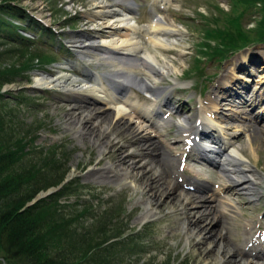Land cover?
<instances>
[{
	"label": "rangeland",
	"instance_id": "obj_1",
	"mask_svg": "<svg viewBox=\"0 0 264 264\" xmlns=\"http://www.w3.org/2000/svg\"><path fill=\"white\" fill-rule=\"evenodd\" d=\"M16 1L23 10L22 13L16 12L18 17L21 16L19 21L22 20L23 26H28L26 32L35 37L26 36L35 40L30 49L21 50L18 40L11 37V41H8L7 36V42H0V68H17L32 57L35 67L15 75L11 84L0 88L4 95L3 102H0V113L5 118L6 126L7 118L12 119L19 139L32 143L26 150L33 152L23 157L20 167H36L38 176L45 180L55 176L52 180L56 184L62 178L59 185L38 193L36 197L42 194L41 197H35L29 206L41 202L42 210L51 211L59 207L63 214L74 217L76 221L71 222V230L75 231L76 237L81 238L87 233L88 239H92L90 243L99 245L90 251L88 257L90 260L96 259V264L100 262L98 259H101V264L106 261L108 264H229L218 260V235L232 250L238 246L248 250V242L261 241V236L264 237V124L255 123L252 119L264 111V101H259L264 97V6L261 7L258 0H173L166 9L168 11L161 14L150 5L151 0H133L137 7L133 17L138 26L149 24L156 16L163 15L182 30L179 44L165 54H156L159 50L156 51L144 40L139 42L159 61L168 62L172 67L171 74L161 82V87L171 88L170 96L176 94V107L184 110L181 115H171L169 118L176 121H183L186 115L196 118L201 106L200 99L203 100L202 106L208 108L201 109L211 111L213 106L208 98L215 96L214 91L220 89L223 96L216 95L221 98L218 101V117L236 121L232 122L235 126L226 132V136H235L233 145L241 148L247 163L251 165L249 176L254 182L252 189L245 193L233 188L223 191V184L226 183H222L221 166L213 164L219 169V175L212 167L207 168L190 160L184 162L179 154L182 148L181 130L175 126L176 121H170L168 127L164 126L167 136H161L158 140L164 141L170 150L177 151V156H180V163L176 162L174 166L175 176L167 175L166 178L178 181L179 188L178 192H174L169 187L168 192L157 199L156 188L146 189L144 186V189L137 190L130 180H123L115 172L109 173L113 168H119L113 157L123 154L129 157L132 167H138L136 171L140 176L134 179L147 174L155 185L164 188L166 183L153 166L157 153L153 146L147 145L141 151L138 143L134 144L132 137L122 129L118 133L108 134V146L101 149L100 145L93 143L94 135L90 133L103 134L108 121L86 120L78 124L82 110L74 108L78 101L71 93L58 87L36 86L38 76L56 77L65 68L76 78L83 73L100 76L113 74L115 68L106 65L101 53L90 52L84 57L76 48L87 38L105 37L108 32L124 37L126 32L107 28L112 21L97 13L100 10L93 6L95 0ZM27 15L39 21L38 24L44 27L43 31L38 24L33 26L28 23L30 18ZM16 18L9 19L18 22ZM232 41L234 46L230 44ZM235 47L239 48L235 50ZM215 48H219L217 54ZM42 56L49 61L37 58ZM69 66L77 70L69 69ZM228 82L233 86L246 87L243 96L234 97L228 89L224 90ZM95 88L96 85L89 81L86 90L79 92L94 106L113 113V109H108V98L92 92ZM251 96L258 106L246 109L249 103L245 102ZM79 104L82 107L85 105ZM244 110L250 112L245 113ZM131 119L134 126L137 124L135 122H140L136 118ZM215 119L212 121L216 127L223 130L224 126ZM80 126L85 130L82 133L78 132ZM252 126L262 131L259 138L251 139ZM156 133L160 134L159 131L150 130L147 135L155 141ZM183 167H190L188 170L191 171L199 170V173L196 172L199 177L212 182L205 184L208 189L202 193L189 189L187 186H192L187 182ZM209 172H215L216 177L210 176ZM101 175L103 177L100 178ZM188 194L204 196L207 202L195 201ZM171 196H174L173 202L169 199ZM148 198L156 199V211L152 217L142 221L144 202ZM202 203L209 207H202ZM204 209H211L217 218L200 219L201 215L197 212ZM189 230L193 232L191 238L188 237ZM242 256L248 260L238 258L233 264L263 262L261 258L256 261V258L252 260ZM0 264L17 263L5 260L0 254Z\"/></svg>",
	"mask_w": 264,
	"mask_h": 264
},
{
	"label": "bare ground",
	"instance_id": "obj_2",
	"mask_svg": "<svg viewBox=\"0 0 264 264\" xmlns=\"http://www.w3.org/2000/svg\"><path fill=\"white\" fill-rule=\"evenodd\" d=\"M169 3V0H152V5L156 7L157 11H159L160 14L161 12H167L165 8ZM93 6L100 10L99 12H97L100 16H102L103 14L108 19L110 18V21H112L108 23V29H111L115 32H117V30H123L126 32V34H124V37H122L118 33L114 34L111 32L110 34V32H108L107 36L105 37L98 36L97 38H87L83 42H80V44L77 45L78 47L76 49L81 51L80 55L84 57H87V53L90 52L101 53L103 56L102 60H104L105 63L110 67L115 68L114 73L103 76L97 74H82L80 79L74 77L72 74L66 71L65 68L59 71L56 77L38 76L36 78V86L49 88L58 87L60 89H63L66 93H71V96L78 101V104L74 105V108L82 110V116L79 118L78 124H81L86 120L87 122L90 120H97V122L101 121V123H105L106 121H108L106 126L104 127L103 134L93 131L90 133V135H94V137L92 138L93 143L95 145H100L101 149L104 148V146H108L109 142L106 140L110 139L106 138L108 134L113 132L118 133L122 129H125L126 133L132 137V142L134 144L138 143L137 145L139 146L141 151H144V148L147 145H150L151 147L153 146L154 150L157 152L155 160H153V166L155 170L157 169V171L160 172L161 179L164 180V183L166 184L164 188L162 186L155 185V182H152L151 178L147 174H142V176L138 179H134L135 177L140 176V173L136 171L138 167H132L133 163H129V161H131L129 157L124 156L123 154H116V157H113L115 165L119 164V168L115 167L110 170L109 173L115 172L117 176L121 177L123 180H130L131 183L135 184V188L137 190L144 189V186H146V189L156 188V199L157 197L164 196L168 192L167 189H169V187L172 188L174 192H178V181L176 182L174 180L166 178L167 175L175 176L176 171L174 169V166L176 162L180 163V160H178L180 156H177V151L173 152L172 150H170V148L167 147L166 144H164V141L158 140L161 134L156 133L155 137L157 138V140L155 141L150 140L149 136L147 135L150 129L154 130V132L158 131L157 125L160 124H158V122H155V119H159V103L165 101V95L168 94L170 90L169 88L163 86L161 87V82L165 78L169 77L172 72V67L168 62L159 61L156 55H154L153 53L151 54L149 51L145 50L139 42L141 40H144L147 45H151V47H153V49H155L156 51H162L161 53L158 51L156 54H165L171 52L172 48L176 47L179 44L178 39L183 36L182 30L170 18H167L163 15H158L156 16V18H153L151 23H149L147 26H137L135 19L132 16V12L135 9L133 5L130 4L129 0H95ZM33 40L34 39L31 38V41ZM70 68L75 69L74 66H69V69ZM89 81H92V83L97 87L95 89H92V92L96 96L98 94H103L108 98V109H113V113H107L108 110L94 106L95 104L93 105L91 101H89L85 96L81 95L79 91L83 89L86 90V83H88ZM230 82H232V80ZM230 82H228L227 86L224 87V90H226L231 85ZM83 85L84 87H81ZM105 85H109L110 87H112L111 90H105ZM140 92L149 94L153 97V100L144 98ZM214 92L216 93L215 96L211 95L208 98V101L212 103L213 106L211 111H204L199 109L197 112V119L193 122V124L190 123L191 120L190 117H188L183 121H176L175 126L177 125L176 127L181 130V133L184 136L183 141H185V145L198 146V142L199 144H201L202 148L199 146L200 148L198 149V152L200 149L208 150L209 147H216V149H210L209 151L211 152V154L214 153V155H216V157H212L213 160L211 159V163L215 164L216 166H221L222 168V170H220L222 176L221 179L223 180L222 183H226L223 184V191L230 188L232 190L233 188L243 192H248L254 185L251 176H249L251 174L252 167L247 163L241 148H236L234 145H230L229 143L232 144L233 141L227 143L224 140L223 136L222 138H218L214 135L211 136L209 133L206 134L208 129H215L213 128L214 121H212V119H215V117L219 120L218 122H220L224 126V135L227 134V131H230L234 128L235 125L232 122H236L232 120L219 119L218 116L220 105L218 104V101L221 98H218V96L216 95L222 94L223 96V93H220V89H217V91ZM235 96L240 97V95L238 94H236ZM251 97L252 98H250L248 102L247 100L245 102L246 104L249 103L247 104L246 109L250 106L253 107L252 104L256 103L255 99H253V96ZM262 100L264 101V97L262 98ZM250 101L252 103H250ZM137 102H139L141 105H139V103ZM79 103H84L85 105L82 107L79 106ZM200 103L202 106V101ZM204 108L206 110L208 109L206 107ZM244 111L245 113H248V111L250 112V110ZM130 117L139 120L140 122H135L138 125L136 124L134 126L132 124L133 119H131ZM256 117L260 119V121H256ZM263 119L264 111L257 114L253 118V121L255 123L264 124ZM160 120L164 121L163 119ZM197 121H199L198 124ZM170 123V120L166 121V124ZM252 127L253 129L251 132L254 136L251 135V139H253V137L259 138L258 135L262 134V131L260 132V130L258 128H255V126ZM81 129L82 126L79 127V133L85 131ZM219 134L221 136V132ZM165 136L167 135L165 134ZM207 140L212 144V146L203 147L204 143ZM198 152L197 154H199L201 158H204V154L206 155V153L203 151H200V153ZM172 155H174L175 157H172ZM184 172H186L185 176L188 184L191 185L197 193H202V191L206 190L207 185H205V183H212L211 181H206L199 177V172L196 173L194 171L188 170V168L186 167L183 173ZM101 177H103V175H101L100 178ZM138 183L140 185H138ZM219 190H217V192ZM188 195L195 201L207 202V199L204 196H200L197 194ZM173 197L174 196H171L169 198L170 200L172 199V202L174 201ZM156 199L148 198L145 200V213L142 215V221H145L146 219L153 216V213L156 211L154 208V206L157 204ZM202 204H200L202 205V207H209L205 203ZM197 213L201 215L200 219L208 220L211 217L214 219L217 218V216H215L211 209L200 210ZM189 231L188 237L191 238L193 236V232H191V230ZM209 235H211V233H209ZM219 237L220 245H218L217 249L219 254L218 260L233 264L236 263L238 258L239 260L246 259L242 256L244 254L251 256V252L244 250V248L241 246H238L237 249L234 248V250H232V247L222 242L223 240L221 241L223 237H221V235H218V238ZM253 248L255 247L253 246ZM263 248L262 250H264ZM220 251H222L221 254ZM253 252H255L253 258L261 257L262 255H264L262 252Z\"/></svg>",
	"mask_w": 264,
	"mask_h": 264
},
{
	"label": "trees",
	"instance_id": "obj_3",
	"mask_svg": "<svg viewBox=\"0 0 264 264\" xmlns=\"http://www.w3.org/2000/svg\"><path fill=\"white\" fill-rule=\"evenodd\" d=\"M253 3L255 2L251 4ZM258 4L261 7L264 6L262 0H258ZM18 7L16 0H0V42H7V36L8 41H11V37L15 38L18 40L19 48L24 50L34 44V41L24 39L20 33L28 26H23L22 20L19 21L21 16L18 17L16 12L22 13L23 10ZM27 17L30 18L29 15ZM9 18H16L18 22ZM30 20L33 22H28L31 25L38 24L32 18ZM38 26L43 31L44 27L39 24ZM233 43V41L230 42L231 46L235 45ZM237 48L239 47L234 49ZM218 50L219 48H215V54ZM32 58L17 68L14 66L0 68V88L5 84H11L15 75L34 68ZM37 58H42L45 62L49 61L43 56ZM3 96L0 92V102H3ZM16 130L17 128L12 125V119L7 118L6 126L5 118L0 113V254L5 260H11L17 264L20 262L23 264H83L87 261L88 264H96L94 263L96 259L90 260L88 257L90 251L99 245L91 244L92 239H88L86 232L81 238L76 237L75 231L71 230V222L76 221L74 217L66 216L59 207H54L51 211L42 210L41 202L29 206L38 193L45 192L50 186L59 185L62 178L56 184L52 180L55 176L48 178L49 180L38 176L37 172L35 173L36 167L33 169L20 167L23 157L33 151L26 150L32 143L19 139L15 133ZM98 261L100 262L97 264H101V259Z\"/></svg>",
	"mask_w": 264,
	"mask_h": 264
},
{
	"label": "water",
	"instance_id": "obj_4",
	"mask_svg": "<svg viewBox=\"0 0 264 264\" xmlns=\"http://www.w3.org/2000/svg\"><path fill=\"white\" fill-rule=\"evenodd\" d=\"M42 195V194H41ZM41 195H38L36 198L39 199L41 197Z\"/></svg>",
	"mask_w": 264,
	"mask_h": 264
}]
</instances>
